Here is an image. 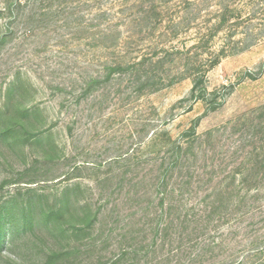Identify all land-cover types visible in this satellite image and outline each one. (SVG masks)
<instances>
[{
    "label": "rangeland",
    "instance_id": "374dc122",
    "mask_svg": "<svg viewBox=\"0 0 264 264\" xmlns=\"http://www.w3.org/2000/svg\"><path fill=\"white\" fill-rule=\"evenodd\" d=\"M15 1L21 8L9 13ZM141 5L0 0V264H46L61 249L68 255L54 264H219L248 255L263 264L264 39L207 74L224 104L203 117L182 62L152 74L149 63L133 65L170 36ZM198 119V140L189 141ZM176 141L194 146L175 176L195 184L179 197L159 180ZM235 176L247 178L248 206L224 205L227 217L209 224L201 211L220 184L238 200ZM66 196L70 208L59 214ZM172 198L180 213L170 216ZM96 211L110 238L76 232Z\"/></svg>",
    "mask_w": 264,
    "mask_h": 264
},
{
    "label": "trees",
    "instance_id": "16d2710c",
    "mask_svg": "<svg viewBox=\"0 0 264 264\" xmlns=\"http://www.w3.org/2000/svg\"><path fill=\"white\" fill-rule=\"evenodd\" d=\"M140 1L142 8L147 12L145 15L154 13L158 19L157 28H162L163 33L170 36L168 43L160 50L159 54H155L149 59H141L133 65L138 64L137 67L144 68L149 63L152 69L148 74H152L157 67L165 68L169 64L182 62L183 68H181V72L183 74L181 77L191 78L193 81L190 99L194 103L201 102L205 105L206 113L203 117L210 112H217L224 102H220L221 98L217 90L212 91L209 89L207 74L218 66L223 59L245 52L264 39V0H167L165 2L149 0L153 2V7L144 6V2L147 0ZM20 5V3L15 1L10 3L7 9L9 13L15 14L21 8ZM111 71L117 70L112 69ZM157 79V83H160V77ZM17 85L18 81L16 79L10 85L9 92H15ZM224 89L227 91L230 89V94L234 90V87L229 86L224 87ZM200 121L201 119H198L197 123L185 136L189 141L198 140L196 129ZM16 126L23 125L16 123ZM188 143V148L180 145L179 141H176L170 147L172 154L170 159H172V163L168 165L164 177L162 179L159 178L162 183L168 182V184H165V190L171 189L169 193L165 192L164 194L178 195V197L183 196L186 188H192L195 184L189 176H181L180 180L175 176L177 170L183 169L184 165L182 162L194 149L193 144ZM161 166L165 167V163ZM167 172L170 174L169 178L166 177ZM257 178L258 176H253L255 181H257ZM246 182L247 178H243V176L237 179L235 176L231 182L232 187L236 185L237 189L241 190L237 201L236 197L229 193L230 187L226 189L220 184V191L216 190L214 195L208 198V200L212 199V206H206V209L201 211L207 215V222L209 224H213V222H210L212 221L210 216H217L220 221L227 217V214L223 211L224 205L229 206L237 203L238 209L248 206L249 193L251 191L248 190L247 194L242 195L245 191L243 186ZM165 196L160 201L161 208L167 205L168 196ZM253 200L255 201L256 198L253 197ZM172 201L174 203L169 205L170 216L180 213L177 211L179 203H177L176 198H172ZM69 208L70 201L68 196H66L57 211L59 214H65L68 213ZM192 210H197V206L192 208ZM101 215V212L96 211L87 224L76 227V232L79 234H95L99 232L100 237L108 235L110 238L112 231L106 232L101 229V227L103 228L107 225L106 222L103 223L101 221L100 223ZM187 215L190 216V214H186L184 220L187 218ZM48 218L52 219V213H50ZM99 224H101L100 228ZM1 240L0 238V244ZM224 244V242H221L220 246L223 248ZM262 250L263 252L257 258L264 257V249ZM65 251V249L52 251L47 258L46 264H54L59 258L68 255V252ZM76 251H79V248ZM127 253L128 251L124 250L123 256L121 254L118 255L119 261L127 256ZM251 261L252 256L250 255L243 259H233L230 256H224L219 264H250ZM116 264H119V262Z\"/></svg>",
    "mask_w": 264,
    "mask_h": 264
}]
</instances>
